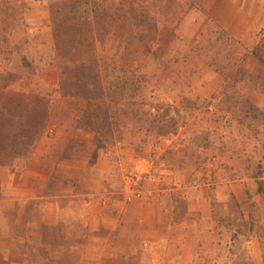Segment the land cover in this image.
<instances>
[{"label":"rangeland","instance_id":"obj_1","mask_svg":"<svg viewBox=\"0 0 264 264\" xmlns=\"http://www.w3.org/2000/svg\"><path fill=\"white\" fill-rule=\"evenodd\" d=\"M262 40L264 0H0V264H138L144 251H99L93 240L114 235L86 231L77 214L82 195L99 199L104 190L126 203L122 191L138 175L145 197L135 201H146L161 171L170 177L177 170L192 195L213 199L206 221L218 230L213 238L235 243L211 262L264 264V196L257 192L264 184V65L252 55ZM121 79L127 89L119 105ZM99 86L109 91L105 109L117 122L105 125L102 114V139L94 141L87 121L96 109L77 97L87 88L96 97ZM65 91L54 123L65 122L40 133L26 162L32 132L42 126L39 95L55 103ZM76 115L87 129L77 130ZM70 135L79 140L75 151L65 150ZM100 160L112 166L106 178L97 172ZM34 162L47 168V181L31 172L25 196L18 194ZM227 178L245 186L219 201ZM49 198L63 208L56 225L46 223ZM194 253L201 263L210 251Z\"/></svg>","mask_w":264,"mask_h":264},{"label":"crops","instance_id":"obj_2","mask_svg":"<svg viewBox=\"0 0 264 264\" xmlns=\"http://www.w3.org/2000/svg\"><path fill=\"white\" fill-rule=\"evenodd\" d=\"M38 165L34 162L28 167L22 177L23 185L18 189V194L24 195L27 192L25 187L29 183L31 172L36 174L34 178L36 182L47 181L49 171L44 166ZM111 170L110 162L106 160L98 162L97 172L103 178L108 177ZM164 172L167 174V171H161V181L153 182L148 186L150 195L146 201H134L131 204H126L121 200L107 197L106 191L103 190L105 188L101 189L103 193L100 194L99 199H94L89 194H83L81 213L77 214L85 222L88 229L86 231L89 234L99 235L103 230L105 234L114 235V238H108L109 240L104 237L93 240L97 242L98 249L104 252L103 254L113 250L144 251L145 259L141 260V257L138 264H215L211 262V259L217 262L219 252L222 249L233 248L235 243L214 239L213 235L218 230L206 225V221H211L214 217L211 209L213 199L203 191L192 195L181 179L183 172L174 171V175L170 177H164ZM239 183H243V185H237ZM244 186V180L234 181L227 178L221 185V190L216 198L219 201L227 200L228 195L232 196L233 191H239L238 189ZM36 191L34 190L36 193L34 196L38 198L40 193ZM236 192L235 196L238 197ZM40 198L45 199L42 194H40ZM49 199L44 208L46 223L56 225L61 220L63 208L59 200ZM178 200L185 201L186 211H179L180 202ZM72 208V203L67 205V214H70ZM109 209L116 210V212L111 213L108 211ZM107 214L112 215L111 220L107 219ZM202 233L211 235L213 240L206 241V238H203L202 241L197 242L196 239ZM197 248L210 251L209 258H200L201 263H198L197 255L194 253V249ZM174 250L178 252L177 255H172ZM240 264H244V262L241 261Z\"/></svg>","mask_w":264,"mask_h":264},{"label":"trees","instance_id":"obj_3","mask_svg":"<svg viewBox=\"0 0 264 264\" xmlns=\"http://www.w3.org/2000/svg\"><path fill=\"white\" fill-rule=\"evenodd\" d=\"M252 55L259 60V62L261 64L264 65V40H262L253 50H252ZM66 73V72H65ZM122 80V85L119 86L118 88L120 89L117 97L119 98V100H117V98H115L116 103L121 105L120 102L124 100V96H125V91H126V79H121ZM131 80H133L132 78H130V80L128 82L131 83ZM61 87H65L67 85V81L64 79H61ZM83 92V93H82ZM82 92L78 95V99L84 100V102H86L87 106H94L93 108H95L97 114L94 118V120H89L88 122V126L92 127V129H94V131L96 132V134H94V141L97 138L99 140L102 139L101 137V132L102 130L100 129V124H99V118L100 116L103 114V117L105 118V120L103 121L105 125L108 126H114L115 122H117V119H114V117H112L109 114V111L107 109H105L106 106V99L109 98V91L107 90H103L102 86L98 87L97 93H99L96 97H91V92L88 90V88L85 90V92L82 89ZM69 95H67V91H65L64 93H60L58 96L57 101L55 100V103L50 102L51 97H49V95H45V94H40L39 95V99L42 101L43 105V120H42V126H41V130H37L36 132L33 131L32 132V143L29 145L30 149L25 153V158H26V162L28 161V158L31 156L32 154V150L35 148V144L36 142L39 140L40 138V133L45 132L49 129H51V131L53 129H55L58 125L61 126L64 122L65 119H62L63 121L61 123H54L55 119H60L59 114H58V108H60V104L63 101V98L68 97ZM42 97V98H41ZM47 97V98H46ZM94 104V105H92ZM106 106V107H105ZM65 111V109L63 110V112ZM141 112V111H139ZM128 114V112L126 110H124V107L120 110V117L121 115L123 117H126ZM67 115V113H61L60 116L65 117ZM77 116V120L75 119V125L77 126V130H81V128H88L87 125L85 124V122L83 121L82 117H80L79 115ZM137 117V116H135ZM141 120V119H140ZM140 131L142 130V127H139ZM29 130V129H28ZM94 132V133H95ZM111 133L108 134V136H110ZM96 139V140H97ZM79 142V140L73 136L70 135L66 138V144H65V150H71V151H75L77 149V144L78 143H74V142ZM258 194L260 195H264V184H259L258 186Z\"/></svg>","mask_w":264,"mask_h":264},{"label":"built area","instance_id":"obj_4","mask_svg":"<svg viewBox=\"0 0 264 264\" xmlns=\"http://www.w3.org/2000/svg\"><path fill=\"white\" fill-rule=\"evenodd\" d=\"M153 179L160 180L161 178L159 177V178H153ZM139 180L140 179L138 175L131 176L128 178V181L122 191L123 200L126 203H132L135 200H141L145 197L144 190L138 184Z\"/></svg>","mask_w":264,"mask_h":264}]
</instances>
